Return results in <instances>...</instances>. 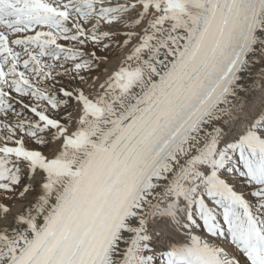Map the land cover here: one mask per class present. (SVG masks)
<instances>
[{
  "label": "snow or ice",
  "instance_id": "obj_1",
  "mask_svg": "<svg viewBox=\"0 0 264 264\" xmlns=\"http://www.w3.org/2000/svg\"><path fill=\"white\" fill-rule=\"evenodd\" d=\"M0 264H264V0H0Z\"/></svg>",
  "mask_w": 264,
  "mask_h": 264
}]
</instances>
